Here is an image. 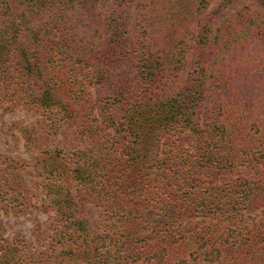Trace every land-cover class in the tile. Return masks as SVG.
<instances>
[{
  "label": "trees",
  "instance_id": "trees-1",
  "mask_svg": "<svg viewBox=\"0 0 264 264\" xmlns=\"http://www.w3.org/2000/svg\"><path fill=\"white\" fill-rule=\"evenodd\" d=\"M16 109L0 264H264V0H0Z\"/></svg>",
  "mask_w": 264,
  "mask_h": 264
},
{
  "label": "rangeland",
  "instance_id": "rangeland-1",
  "mask_svg": "<svg viewBox=\"0 0 264 264\" xmlns=\"http://www.w3.org/2000/svg\"><path fill=\"white\" fill-rule=\"evenodd\" d=\"M218 3L219 1L213 2L211 8ZM244 4V2H240L224 11L218 20V25L233 15ZM182 82L183 79L180 83ZM35 120L36 116L27 114V112L20 109H16L12 112L9 110H0V163L6 157L29 159L31 154L29 150L24 147L25 138L23 130L35 123ZM251 216L256 221L263 218L264 209L254 212ZM47 223L48 214L44 213H2L0 216V233L9 240L21 233L27 242H32L34 239L32 232L38 227L37 225L45 227Z\"/></svg>",
  "mask_w": 264,
  "mask_h": 264
}]
</instances>
